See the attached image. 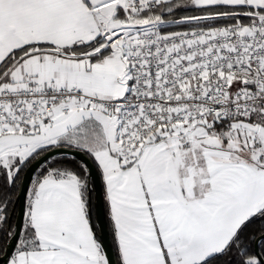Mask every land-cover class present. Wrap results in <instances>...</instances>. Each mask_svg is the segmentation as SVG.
I'll return each mask as SVG.
<instances>
[{
  "label": "snow or ice",
  "instance_id": "obj_1",
  "mask_svg": "<svg viewBox=\"0 0 264 264\" xmlns=\"http://www.w3.org/2000/svg\"><path fill=\"white\" fill-rule=\"evenodd\" d=\"M0 264H264V0H0Z\"/></svg>",
  "mask_w": 264,
  "mask_h": 264
},
{
  "label": "water",
  "instance_id": "obj_2",
  "mask_svg": "<svg viewBox=\"0 0 264 264\" xmlns=\"http://www.w3.org/2000/svg\"><path fill=\"white\" fill-rule=\"evenodd\" d=\"M105 245H106V247L110 248V241L108 239L105 240Z\"/></svg>",
  "mask_w": 264,
  "mask_h": 264
}]
</instances>
